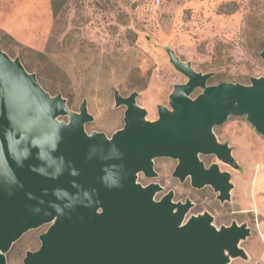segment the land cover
Returning a JSON list of instances; mask_svg holds the SVG:
<instances>
[{
  "label": "water",
  "instance_id": "water-1",
  "mask_svg": "<svg viewBox=\"0 0 264 264\" xmlns=\"http://www.w3.org/2000/svg\"><path fill=\"white\" fill-rule=\"evenodd\" d=\"M264 61V50L260 51ZM169 62L187 80L173 85L169 107L158 104L146 118L136 101L117 90L123 125L110 136L85 130L93 120L85 100L72 111L60 94L50 95L18 57L0 46V264L28 230L48 224L40 247L22 264H229L247 258L242 223L216 227L208 212L188 215L193 202L161 197L157 182L143 185L139 173L157 176L154 159H177L172 176L195 188L211 186L230 199L231 174L199 155H215L232 168V148L213 130L229 116H242L264 135V75L248 84H207L212 72L195 71L172 49ZM200 88L194 97L191 93ZM67 116V121L60 120ZM264 197V196H263ZM261 264V263H256Z\"/></svg>",
  "mask_w": 264,
  "mask_h": 264
},
{
  "label": "rangeland",
  "instance_id": "rangeland-1",
  "mask_svg": "<svg viewBox=\"0 0 264 264\" xmlns=\"http://www.w3.org/2000/svg\"><path fill=\"white\" fill-rule=\"evenodd\" d=\"M0 0V46L18 57L50 94L60 93L68 108L86 101L93 120L85 130L110 136L123 125L125 106H115L113 93L136 101L146 118H157V105L170 108L173 85L187 78L169 62L172 49L200 73L212 72L207 84L240 82L264 75V0ZM201 91L196 88L191 97ZM67 121V116H60ZM232 148L238 168L215 155H199L205 166L216 162L231 174L230 199L221 202L211 186L192 187L172 176L177 159H154L157 176L139 173L143 185L159 183L174 201L189 198L188 215L208 212L216 227L246 224L251 234L240 245L247 258L229 264H264V135L245 116H229L213 128ZM42 225L28 230L6 253L8 264H22L25 250L36 244ZM34 240V242H33Z\"/></svg>",
  "mask_w": 264,
  "mask_h": 264
},
{
  "label": "flooded vegetation",
  "instance_id": "flooded-vegetation-1",
  "mask_svg": "<svg viewBox=\"0 0 264 264\" xmlns=\"http://www.w3.org/2000/svg\"><path fill=\"white\" fill-rule=\"evenodd\" d=\"M206 167H207V166H206ZM163 194H164V193H163ZM163 194H162V195H163ZM162 195H161V196H162ZM161 196H160V197H161ZM45 225H46V227H45V229H44L41 233L45 232L46 229L48 228V224H45ZM34 229H36V228H34ZM41 233H39V234L37 235V237H36V244H35L34 246H32V247L26 249L25 252H26L27 250L35 251V250H37V249L40 247L41 242H40L39 236H40ZM33 242H34V240H33ZM11 247H12V246H11ZM10 249H11V248H10ZM24 255H25V253H24ZM23 257H24V256H23ZM22 259H23V258H22Z\"/></svg>",
  "mask_w": 264,
  "mask_h": 264
},
{
  "label": "trees",
  "instance_id": "trees-1",
  "mask_svg": "<svg viewBox=\"0 0 264 264\" xmlns=\"http://www.w3.org/2000/svg\"><path fill=\"white\" fill-rule=\"evenodd\" d=\"M51 4H52V9H53V14H55L58 9V3L56 2V0H52Z\"/></svg>",
  "mask_w": 264,
  "mask_h": 264
},
{
  "label": "built area",
  "instance_id": "built-area-1",
  "mask_svg": "<svg viewBox=\"0 0 264 264\" xmlns=\"http://www.w3.org/2000/svg\"><path fill=\"white\" fill-rule=\"evenodd\" d=\"M156 1V4H158L160 2V0H155Z\"/></svg>",
  "mask_w": 264,
  "mask_h": 264
}]
</instances>
